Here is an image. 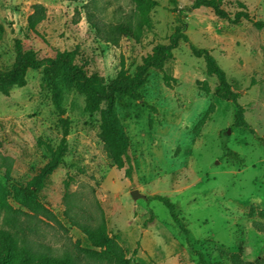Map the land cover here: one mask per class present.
<instances>
[{"label":"rangeland","instance_id":"374dc122","mask_svg":"<svg viewBox=\"0 0 264 264\" xmlns=\"http://www.w3.org/2000/svg\"><path fill=\"white\" fill-rule=\"evenodd\" d=\"M155 1L140 40L123 36L114 44L112 27L135 21L133 0H0V70L12 66L15 41L22 40L40 57L76 49L78 61H87L92 73L109 82L122 62L133 73L157 44L168 43L179 19L189 38L166 65L176 78L172 87L151 70L137 94L117 97L129 138L130 179L107 157L99 114L89 113L84 98L65 87L61 113L41 87V71L30 70L26 86L0 93V181L11 189L32 180L68 119L67 152L39 193L52 215L20 216L34 249L68 251L83 264H105L86 257L83 250L91 245L70 217L93 226L104 219L131 264H197L164 203L147 199L158 194L178 206L188 240L210 263L234 264L239 245L244 262L264 259V233L253 226L264 221V29L245 20L234 24L209 7L192 9L195 0ZM238 2L264 20V0H224L222 8L235 13ZM33 16L41 19L35 31ZM190 44L210 50L226 72L249 128L234 126L237 105L215 95L217 80ZM198 81H207L210 92ZM223 144L241 156V165L226 158ZM133 190L142 196L133 199ZM9 202L28 213L11 197ZM3 218L0 212V229Z\"/></svg>","mask_w":264,"mask_h":264},{"label":"trees","instance_id":"16d2710c","mask_svg":"<svg viewBox=\"0 0 264 264\" xmlns=\"http://www.w3.org/2000/svg\"><path fill=\"white\" fill-rule=\"evenodd\" d=\"M133 2L136 6L135 21L112 27V43L114 44L123 36L139 41L144 29L151 25L149 13L157 5V2L155 0H133ZM223 2L224 0H195L191 8L209 7L216 16L234 24L245 20L253 23L259 30L264 29V20L254 19L245 4L238 2L239 10L230 13L222 8ZM40 20V17H31L32 30L35 31ZM185 29V24L179 19L168 43L157 44L152 52L142 59L141 64L136 67L133 73H130L122 62L120 71L109 82H105L102 77L92 73L88 69L87 61L79 62V52L76 49L59 51L53 57H40L36 50L26 47L24 41L16 40V56L12 66L7 70H0V93L8 96L13 89L23 88L27 84L28 72L40 70L41 87L51 94L56 109L64 113L65 110L62 106L64 87L75 90L84 98L86 110L91 114L98 113L100 116V135L107 157L118 169H125V177L130 179L132 164L128 155L129 138L117 114V97L118 95L137 94L146 85L151 70L160 71L163 74L165 85L172 87L176 83V78L169 75L165 68L174 59V52L180 44L182 42L189 43ZM190 50L194 57L203 59L207 75L217 80L214 88L215 95L237 105L234 126L249 128L244 119L243 109L237 103L240 95L233 90L226 72L218 65L210 50L198 48L192 44H190ZM197 84L204 92H210L207 81H198ZM69 125V120L63 119V131L59 144L51 152L48 162L32 180L16 183L12 185L11 189L0 181V212L4 215V227L0 229V264H83V260L79 256L68 251L57 253L52 248L34 249L26 233L27 221L24 222L20 218L21 215L51 217L52 213L41 202L39 193L65 157ZM223 147L226 150V158L230 162L236 165L243 163V159L238 153L229 149L225 144ZM10 197L28 213L14 209L9 202ZM147 199L164 203L173 223L187 238L186 243L191 255L196 258L197 264H220L210 263L201 250L193 247L188 240L189 230L186 220L181 217L177 205L172 203L168 197L158 194L148 196ZM261 215L264 218V211ZM70 220L72 225L85 235L91 245V249L83 250L89 260L105 264H131V259L125 256L120 245L109 236L104 219L95 226L81 223L73 217H70ZM253 226L259 232L264 233V221L255 220ZM241 254L242 247L239 245L238 252L231 256L234 264H264V259L244 262L241 259Z\"/></svg>","mask_w":264,"mask_h":264},{"label":"water","instance_id":"95a60500","mask_svg":"<svg viewBox=\"0 0 264 264\" xmlns=\"http://www.w3.org/2000/svg\"><path fill=\"white\" fill-rule=\"evenodd\" d=\"M228 134H229V131H228ZM131 195H132L133 199H138L142 196L137 190H133L131 192Z\"/></svg>","mask_w":264,"mask_h":264}]
</instances>
